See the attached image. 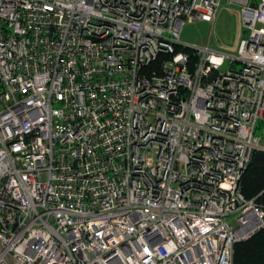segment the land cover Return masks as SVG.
Wrapping results in <instances>:
<instances>
[{"label":"built area","instance_id":"built-area-1","mask_svg":"<svg viewBox=\"0 0 264 264\" xmlns=\"http://www.w3.org/2000/svg\"><path fill=\"white\" fill-rule=\"evenodd\" d=\"M226 1L235 54L180 40L221 0H0V264H233L264 228V0Z\"/></svg>","mask_w":264,"mask_h":264},{"label":"rangeland","instance_id":"rangeland-1","mask_svg":"<svg viewBox=\"0 0 264 264\" xmlns=\"http://www.w3.org/2000/svg\"><path fill=\"white\" fill-rule=\"evenodd\" d=\"M240 10L239 3L221 0L213 20L200 19L185 22L180 30V40L191 45L206 46L235 54L238 40L248 34V29L241 20ZM225 66L226 64L223 68ZM240 66V62L235 63L237 69ZM255 133L262 135L261 143L264 144V126L258 124Z\"/></svg>","mask_w":264,"mask_h":264},{"label":"trees","instance_id":"trees-1","mask_svg":"<svg viewBox=\"0 0 264 264\" xmlns=\"http://www.w3.org/2000/svg\"><path fill=\"white\" fill-rule=\"evenodd\" d=\"M191 59L196 54L190 51ZM240 190L246 198L264 205V150L255 149L240 177ZM233 264H264V228L233 245Z\"/></svg>","mask_w":264,"mask_h":264}]
</instances>
